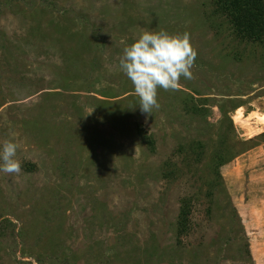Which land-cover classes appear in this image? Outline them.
Instances as JSON below:
<instances>
[{
    "label": "rangeland",
    "instance_id": "374dc122",
    "mask_svg": "<svg viewBox=\"0 0 264 264\" xmlns=\"http://www.w3.org/2000/svg\"><path fill=\"white\" fill-rule=\"evenodd\" d=\"M213 0H0V264H264V48ZM187 34L191 79L142 113L119 69ZM242 111L241 118L235 113Z\"/></svg>",
    "mask_w": 264,
    "mask_h": 264
},
{
    "label": "clouds",
    "instance_id": "9594fccd",
    "mask_svg": "<svg viewBox=\"0 0 264 264\" xmlns=\"http://www.w3.org/2000/svg\"><path fill=\"white\" fill-rule=\"evenodd\" d=\"M124 44L119 69L131 81L139 98L142 113L158 109L157 90L175 89L181 77L191 79L195 58L187 34L170 35L161 30L143 31L131 44ZM18 145L11 139L0 142V172L19 173L21 163L16 159Z\"/></svg>",
    "mask_w": 264,
    "mask_h": 264
},
{
    "label": "trees",
    "instance_id": "16d2710c",
    "mask_svg": "<svg viewBox=\"0 0 264 264\" xmlns=\"http://www.w3.org/2000/svg\"><path fill=\"white\" fill-rule=\"evenodd\" d=\"M213 18L226 19L240 43L264 48V0H213ZM237 118L242 111L238 110Z\"/></svg>",
    "mask_w": 264,
    "mask_h": 264
}]
</instances>
